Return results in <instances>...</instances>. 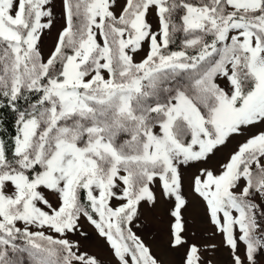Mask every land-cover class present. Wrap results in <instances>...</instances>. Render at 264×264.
<instances>
[{
    "label": "snow or ice",
    "instance_id": "obj_1",
    "mask_svg": "<svg viewBox=\"0 0 264 264\" xmlns=\"http://www.w3.org/2000/svg\"><path fill=\"white\" fill-rule=\"evenodd\" d=\"M61 7L45 49L54 0H0V264H162L134 230L160 200L169 248L211 264L186 236L197 165L230 264H264V0Z\"/></svg>",
    "mask_w": 264,
    "mask_h": 264
},
{
    "label": "rangeland",
    "instance_id": "obj_2",
    "mask_svg": "<svg viewBox=\"0 0 264 264\" xmlns=\"http://www.w3.org/2000/svg\"><path fill=\"white\" fill-rule=\"evenodd\" d=\"M55 13L57 15L56 23H59V15L61 13V2L54 0ZM155 26V20L153 19ZM61 24V23H60ZM232 142L229 143V148L222 149L221 153H227L231 148ZM221 153H217L219 156ZM215 159V157L213 158ZM184 169L185 174V193L188 197L189 204L185 211V217L189 224V232L186 234L189 242H195L201 246V255L205 261H211V264H230L228 249L221 243L220 236L213 235L214 228L207 221L202 200L191 192L188 188V177L195 171V167ZM158 191V189H157ZM168 205L163 200H160L156 206L149 207L147 204L142 206L141 220L137 223L141 227L135 231L145 240L152 248L153 253L162 262V264H182L185 248L171 249L168 246V223L167 215ZM85 230L89 232V239L83 241L88 250L97 253L101 259L108 260L110 253L107 245L102 238L98 237L95 230L85 224ZM78 238V237H73ZM23 243V241H18ZM215 243L218 245L215 251H210L205 248L206 245ZM27 264V261H26Z\"/></svg>",
    "mask_w": 264,
    "mask_h": 264
},
{
    "label": "trees",
    "instance_id": "obj_3",
    "mask_svg": "<svg viewBox=\"0 0 264 264\" xmlns=\"http://www.w3.org/2000/svg\"><path fill=\"white\" fill-rule=\"evenodd\" d=\"M0 121L9 131H14V117L8 110H0Z\"/></svg>",
    "mask_w": 264,
    "mask_h": 264
},
{
    "label": "crops",
    "instance_id": "obj_4",
    "mask_svg": "<svg viewBox=\"0 0 264 264\" xmlns=\"http://www.w3.org/2000/svg\"><path fill=\"white\" fill-rule=\"evenodd\" d=\"M61 2V0H59ZM62 11V9L60 10ZM59 23H55V26L53 27V29L51 30V33H46L44 36V42H45V49H47V46L51 43L52 37H54L57 29H59L60 27V23H62V21L59 19L58 21Z\"/></svg>",
    "mask_w": 264,
    "mask_h": 264
}]
</instances>
